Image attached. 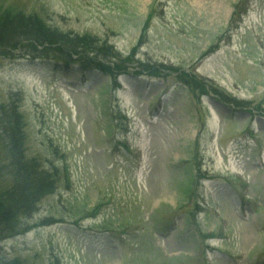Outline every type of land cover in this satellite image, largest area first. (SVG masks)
I'll return each mask as SVG.
<instances>
[{"label": "rangeland", "instance_id": "obj_1", "mask_svg": "<svg viewBox=\"0 0 264 264\" xmlns=\"http://www.w3.org/2000/svg\"><path fill=\"white\" fill-rule=\"evenodd\" d=\"M0 15V144L9 157L18 132L51 178L33 227L0 240L7 259L264 264V0H0ZM97 62L112 73L82 71Z\"/></svg>", "mask_w": 264, "mask_h": 264}, {"label": "trees", "instance_id": "obj_2", "mask_svg": "<svg viewBox=\"0 0 264 264\" xmlns=\"http://www.w3.org/2000/svg\"><path fill=\"white\" fill-rule=\"evenodd\" d=\"M9 22L13 21L5 20V17L0 15V42L13 37L9 33ZM22 28L20 29L22 30L21 35L26 36V39H33L34 43H57L51 39L48 41L47 35L41 30L31 29L27 25ZM90 66H96L107 75L111 74L113 70L98 62L85 65V67ZM18 128L17 125L16 130ZM5 129L15 130L11 125L5 126ZM10 138L9 157L7 151L0 144V240L21 234L33 227L34 223L23 222L22 219L31 214L39 196L46 194L51 188V178L46 173L47 170L38 169L34 162L28 163L23 158V152L19 145L20 134L17 132V139L14 135H11ZM0 264H26V262L21 259H7L0 249Z\"/></svg>", "mask_w": 264, "mask_h": 264}]
</instances>
